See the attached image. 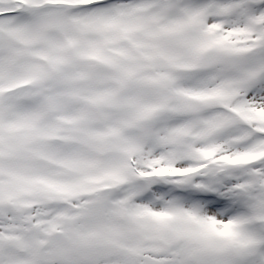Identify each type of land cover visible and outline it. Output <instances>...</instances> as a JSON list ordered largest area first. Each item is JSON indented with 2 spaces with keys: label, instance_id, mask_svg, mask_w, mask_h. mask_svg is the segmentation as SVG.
<instances>
[{
  "label": "snow or ice",
  "instance_id": "obj_1",
  "mask_svg": "<svg viewBox=\"0 0 264 264\" xmlns=\"http://www.w3.org/2000/svg\"><path fill=\"white\" fill-rule=\"evenodd\" d=\"M0 264H264V0H0Z\"/></svg>",
  "mask_w": 264,
  "mask_h": 264
}]
</instances>
